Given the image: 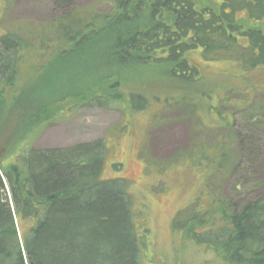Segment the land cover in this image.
Segmentation results:
<instances>
[{
    "label": "trees",
    "instance_id": "trees-1",
    "mask_svg": "<svg viewBox=\"0 0 264 264\" xmlns=\"http://www.w3.org/2000/svg\"><path fill=\"white\" fill-rule=\"evenodd\" d=\"M110 3L105 12L75 10L0 38V134L16 113L19 118L13 120L18 130L12 137L0 140V264L146 260L147 237L140 234L144 228L136 221L128 183L103 177L105 140L15 148L20 134L29 142L44 126L82 106L138 113L164 101L167 109L189 107L194 117L206 112L225 118L211 101L213 89H202L208 80L192 55L230 60L246 71L264 68L263 29L238 26L241 20L264 22V0H223L219 10L199 8L195 0ZM221 127L232 123L225 118ZM213 148L210 156L204 154L206 189L211 180L228 176L232 165V152ZM215 156L227 162L215 163ZM198 202L187 221L173 222L174 232H183L222 264H264V195L241 205L215 196L210 214Z\"/></svg>",
    "mask_w": 264,
    "mask_h": 264
},
{
    "label": "rangeland",
    "instance_id": "rangeland-1",
    "mask_svg": "<svg viewBox=\"0 0 264 264\" xmlns=\"http://www.w3.org/2000/svg\"><path fill=\"white\" fill-rule=\"evenodd\" d=\"M222 1L195 0L199 8L212 10H219ZM110 7V0H0V38L18 28L31 31L71 11L105 12ZM244 14L239 12L238 16ZM263 23L241 20L238 26L242 30H264ZM192 57L208 80L201 84L202 89H213L211 101L231 121V128L221 127L225 121L222 115L203 112L194 117L189 107L171 105L167 109L164 101H153L149 108L138 113L82 106L44 126L29 142L21 141L20 134L15 146L30 144L46 149L104 139L108 151L103 177L120 178L128 183L138 215L136 221L142 222L144 228L140 234L146 233L147 237L145 264H222L204 247L187 240L183 232H174L173 222L187 221L197 200L200 208L210 214L215 196L241 205L245 200L264 195V68L246 71L230 60L204 61L198 52ZM231 88L235 91H230ZM221 98L230 100L227 103ZM244 100L248 103L244 104ZM177 101L176 98V103L182 102ZM16 115L10 120L14 129L2 130L0 140L12 137L18 130L13 123ZM223 134L226 135L221 139ZM202 142L206 145H200ZM198 145L202 148L196 149ZM214 146L232 152V165L228 176L211 180L210 188L206 189L209 161L204 154L209 155ZM194 153L197 157L190 158ZM224 160L215 156L214 162L226 163Z\"/></svg>",
    "mask_w": 264,
    "mask_h": 264
},
{
    "label": "water",
    "instance_id": "water-1",
    "mask_svg": "<svg viewBox=\"0 0 264 264\" xmlns=\"http://www.w3.org/2000/svg\"><path fill=\"white\" fill-rule=\"evenodd\" d=\"M263 35H264V30H263Z\"/></svg>",
    "mask_w": 264,
    "mask_h": 264
}]
</instances>
